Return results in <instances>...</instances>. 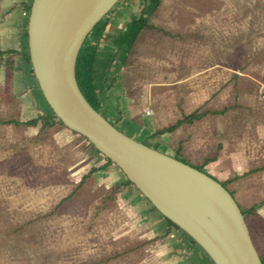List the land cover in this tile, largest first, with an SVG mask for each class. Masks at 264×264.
Wrapping results in <instances>:
<instances>
[{"label":"crops","instance_id":"obj_1","mask_svg":"<svg viewBox=\"0 0 264 264\" xmlns=\"http://www.w3.org/2000/svg\"><path fill=\"white\" fill-rule=\"evenodd\" d=\"M138 1V5L117 9L107 23L106 33L124 31L132 18L141 13L144 4ZM32 2L0 0V88L16 102L22 117L19 121L23 122L43 114V104L46 105L26 60L28 9ZM166 8L169 7L162 3L150 17L153 29L140 32L126 63L113 64L114 82L98 94L100 107L115 124H119L117 118H125L128 125L138 128V133L147 134L153 145L160 143L165 148L162 153L182 157L192 167L202 166L205 159L216 155L202 171L224 184L239 208L247 212L264 201V117L260 113L264 101L258 98L259 81L251 78L245 85V74L231 70L230 74L238 78L229 85L226 67L216 64L195 68L196 58L203 61L202 65L211 59L209 51L196 56L188 39L151 35L152 31L158 33L157 27L169 30L163 16L172 10ZM177 30L178 27L170 28L172 33ZM100 45L114 51L111 43L101 41ZM248 87L251 99L246 97ZM123 111L125 117L121 116ZM193 112L206 114L171 133L155 135ZM63 135L68 136L65 132ZM86 155L91 167L105 166L93 174L95 181L110 187L126 181L121 171L106 165L99 153L87 150ZM121 191L119 199L129 205L137 226L135 237L142 242L151 241L149 247L142 249L147 253L148 264H212L180 231L167 232L165 219L133 186ZM245 221L254 247L264 260V205L247 214Z\"/></svg>","mask_w":264,"mask_h":264},{"label":"rangeland","instance_id":"obj_2","mask_svg":"<svg viewBox=\"0 0 264 264\" xmlns=\"http://www.w3.org/2000/svg\"><path fill=\"white\" fill-rule=\"evenodd\" d=\"M162 3L172 10L163 16L169 30L157 27L158 33L151 35L192 41L196 56L209 51L211 58L204 61L206 65L196 58L195 68L220 64L227 69L229 85L238 78L230 71L239 70L245 74V85L251 78L259 81L258 98L264 101V0ZM127 4L139 1L120 0L104 20L109 23ZM171 27L179 31L172 33ZM245 90L251 99L249 87ZM43 109V115L51 114L47 105ZM99 113L125 135L165 151L125 118H117L115 124L101 108ZM260 113L264 117V104ZM121 116H126L124 111ZM21 118L16 102L0 88V120ZM87 150L93 149L83 138L59 125L44 131L40 126L0 125V264L149 263L142 249L151 241L135 237L137 226L129 205L119 199L122 191L114 194L113 186L95 181L93 175L78 186L94 168L86 160Z\"/></svg>","mask_w":264,"mask_h":264},{"label":"water","instance_id":"obj_3","mask_svg":"<svg viewBox=\"0 0 264 264\" xmlns=\"http://www.w3.org/2000/svg\"><path fill=\"white\" fill-rule=\"evenodd\" d=\"M120 0H33L27 24L32 74L52 114L117 167L212 264H262L239 206L214 178L125 135L79 90L75 67L94 27Z\"/></svg>","mask_w":264,"mask_h":264},{"label":"trees","instance_id":"obj_4","mask_svg":"<svg viewBox=\"0 0 264 264\" xmlns=\"http://www.w3.org/2000/svg\"><path fill=\"white\" fill-rule=\"evenodd\" d=\"M142 1L144 5L141 9L140 15L138 17L132 18V20L127 24L126 29L124 31L119 32L116 35H111L106 33L107 22L103 19L94 27V29L87 37L85 43L83 44V46L79 51L76 67H75L76 82L80 92L82 93L86 101L97 112H99L101 108L98 94L102 92L108 85H111L114 82L111 76L113 64L116 61H118L122 65H124L127 61V56L130 53L132 46L136 41L140 32L145 28H150V29L153 28L152 25L150 24V17L161 5L162 0H142ZM28 10L30 11V8ZM101 41H104L105 43H111V45L114 47V51L104 50V48L100 45ZM11 54H16V53L11 52ZM26 60L29 63L28 55L26 56ZM205 114L206 113L193 112L189 115L182 116L180 120H178L177 122L166 128L157 131L155 135L157 136V135H162L164 133H171L174 130H176L180 125L191 124L193 121L201 119ZM0 125H14V126L24 125L27 127L40 126L41 131L51 129L57 125L65 128L63 124L52 114V112L49 115L42 114L34 119L25 122H20L15 120H8V121L0 120ZM88 145L95 151V149L91 144L88 143ZM95 152L98 153L97 151ZM174 158L178 159L177 156H175ZM215 158L216 155L205 159L202 166H199V168L196 169L202 171L203 166L209 162H212L213 160H215ZM105 160H106V165H113L109 160L107 159ZM104 168L105 166L94 167L90 169L89 172L82 177L78 186H81L87 178L91 177L96 172L104 170ZM221 185L225 187L224 184ZM126 186H133V185H131V183L128 180H126L124 183L116 184L113 187L114 189L112 192L114 194H117ZM262 205H264V201L258 205L253 206L247 212L242 211L241 209L240 210L245 217L247 214L249 213L251 214L255 209H257ZM165 221L168 227L167 232H169L171 229L180 231L170 221L166 219ZM180 232L191 243L196 245L195 242L192 239H190L185 233H183L182 231ZM204 255L206 256L205 253ZM206 258L209 260L207 256ZM261 261L262 264H264V260L261 259Z\"/></svg>","mask_w":264,"mask_h":264},{"label":"built area","instance_id":"obj_5","mask_svg":"<svg viewBox=\"0 0 264 264\" xmlns=\"http://www.w3.org/2000/svg\"><path fill=\"white\" fill-rule=\"evenodd\" d=\"M263 97H264V95H263Z\"/></svg>","mask_w":264,"mask_h":264}]
</instances>
